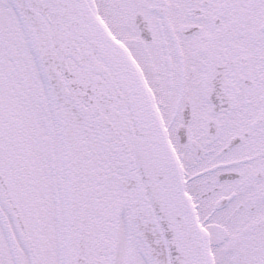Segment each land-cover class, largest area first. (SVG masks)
<instances>
[{"label": "snow or ice", "instance_id": "1", "mask_svg": "<svg viewBox=\"0 0 264 264\" xmlns=\"http://www.w3.org/2000/svg\"><path fill=\"white\" fill-rule=\"evenodd\" d=\"M0 264H264V0H0Z\"/></svg>", "mask_w": 264, "mask_h": 264}]
</instances>
